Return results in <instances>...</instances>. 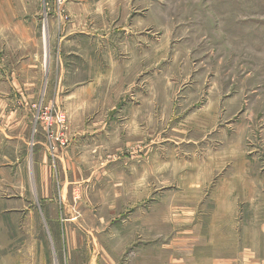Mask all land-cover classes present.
I'll return each mask as SVG.
<instances>
[{
	"label": "rangeland",
	"instance_id": "obj_1",
	"mask_svg": "<svg viewBox=\"0 0 264 264\" xmlns=\"http://www.w3.org/2000/svg\"><path fill=\"white\" fill-rule=\"evenodd\" d=\"M0 128L10 247L264 264V0H0Z\"/></svg>",
	"mask_w": 264,
	"mask_h": 264
},
{
	"label": "crops",
	"instance_id": "obj_2",
	"mask_svg": "<svg viewBox=\"0 0 264 264\" xmlns=\"http://www.w3.org/2000/svg\"><path fill=\"white\" fill-rule=\"evenodd\" d=\"M16 35V32H15ZM21 38H25V35H19ZM22 45L24 44L26 46L25 41H20ZM24 46V47H25ZM43 52H44V63L45 68L47 69V57H48V44H47V35L44 34V46H43ZM8 116L12 115L15 117L16 112H7ZM25 116V114H24ZM23 122H26L25 119H23ZM2 129V128H0ZM32 210L27 209L23 210V214L30 215L31 216ZM38 214L44 218L46 226L55 232V235L52 236L54 243L56 245L59 244V241L56 240V235L58 234V230L62 233L63 230V224L62 220L58 218L59 211L57 208V204H54L53 201H49L46 204H43L38 209ZM18 239H12L11 237H2L0 238V264H46L44 261V255L43 254H33L31 252V248H28L27 251L25 249H15V247H10V245H16ZM31 243V241H30ZM29 243H24V245ZM23 251V252H22ZM96 264V263H95Z\"/></svg>",
	"mask_w": 264,
	"mask_h": 264
},
{
	"label": "built area",
	"instance_id": "obj_3",
	"mask_svg": "<svg viewBox=\"0 0 264 264\" xmlns=\"http://www.w3.org/2000/svg\"><path fill=\"white\" fill-rule=\"evenodd\" d=\"M59 119H60V118H59ZM60 121H62V119H60ZM61 142H62V143H64V141H63V140H62Z\"/></svg>",
	"mask_w": 264,
	"mask_h": 264
}]
</instances>
